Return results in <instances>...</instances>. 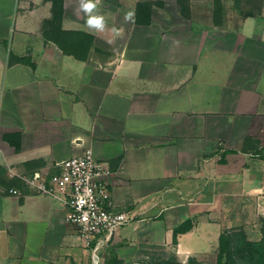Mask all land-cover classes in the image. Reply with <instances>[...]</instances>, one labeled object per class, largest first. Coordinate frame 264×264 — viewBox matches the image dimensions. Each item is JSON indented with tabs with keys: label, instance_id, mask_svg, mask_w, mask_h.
<instances>
[{
	"label": "crops",
	"instance_id": "1",
	"mask_svg": "<svg viewBox=\"0 0 264 264\" xmlns=\"http://www.w3.org/2000/svg\"><path fill=\"white\" fill-rule=\"evenodd\" d=\"M77 7L0 0V264H93L63 199L23 182L87 150L134 216L99 264L264 227V0H102L95 34Z\"/></svg>",
	"mask_w": 264,
	"mask_h": 264
},
{
	"label": "built area",
	"instance_id": "2",
	"mask_svg": "<svg viewBox=\"0 0 264 264\" xmlns=\"http://www.w3.org/2000/svg\"><path fill=\"white\" fill-rule=\"evenodd\" d=\"M58 173L35 172L23 179L36 194L61 197L71 225L86 249L91 250L93 264H99L97 252L112 244L119 230L134 221L128 211H114L105 178L109 170L87 150L56 165ZM18 195L16 190H9Z\"/></svg>",
	"mask_w": 264,
	"mask_h": 264
},
{
	"label": "rangeland",
	"instance_id": "3",
	"mask_svg": "<svg viewBox=\"0 0 264 264\" xmlns=\"http://www.w3.org/2000/svg\"><path fill=\"white\" fill-rule=\"evenodd\" d=\"M261 227L258 230L246 229V232L243 231L244 235L240 237H238L240 233H237L240 230H236L237 235H234L231 242L224 246L221 255L174 262L179 264H218V261H221L224 264H258V254L262 251L258 243L261 242L264 247V227Z\"/></svg>",
	"mask_w": 264,
	"mask_h": 264
},
{
	"label": "clouds",
	"instance_id": "4",
	"mask_svg": "<svg viewBox=\"0 0 264 264\" xmlns=\"http://www.w3.org/2000/svg\"><path fill=\"white\" fill-rule=\"evenodd\" d=\"M102 0H78L77 12L83 13L85 17V27L90 34L104 32L107 29L105 17L96 14ZM116 32V28L111 29Z\"/></svg>",
	"mask_w": 264,
	"mask_h": 264
},
{
	"label": "trees",
	"instance_id": "5",
	"mask_svg": "<svg viewBox=\"0 0 264 264\" xmlns=\"http://www.w3.org/2000/svg\"><path fill=\"white\" fill-rule=\"evenodd\" d=\"M236 231V230H235ZM235 231H228L223 233L220 236V241H219V249H218V253L217 254H222L223 253V249L224 246L228 243L231 242V239L234 237V235H237L235 233ZM240 233L238 237L243 236L244 232L242 230H240ZM262 249V251L258 254V258H257V262L258 264H264V247H262V243H258ZM107 264H122L120 261H118L116 258L110 259ZM149 264H179V263H175L174 260H157V261H151ZM218 264H224L221 261H218Z\"/></svg>",
	"mask_w": 264,
	"mask_h": 264
}]
</instances>
